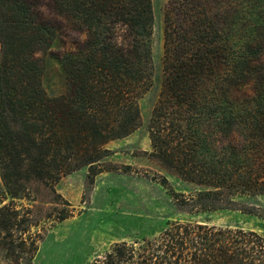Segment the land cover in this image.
I'll list each match as a JSON object with an SVG mask.
<instances>
[{
    "label": "trees",
    "instance_id": "obj_1",
    "mask_svg": "<svg viewBox=\"0 0 264 264\" xmlns=\"http://www.w3.org/2000/svg\"><path fill=\"white\" fill-rule=\"evenodd\" d=\"M219 1L170 0L164 17L165 89L150 121V157L202 190L187 196L165 177L153 181L190 213L264 195V61L226 54ZM153 25L152 0H0V264H32L44 239L47 229L33 233L32 210L17 203L29 199L31 182L64 205L49 217L51 229L81 214L56 192L63 177L87 167L92 188L102 173L138 172L100 162L111 155L109 143L140 126ZM56 39L70 88L51 98L43 56ZM246 85L253 101L231 103ZM95 264H264V237L172 222L157 237L114 244Z\"/></svg>",
    "mask_w": 264,
    "mask_h": 264
},
{
    "label": "rangeland",
    "instance_id": "obj_2",
    "mask_svg": "<svg viewBox=\"0 0 264 264\" xmlns=\"http://www.w3.org/2000/svg\"><path fill=\"white\" fill-rule=\"evenodd\" d=\"M169 1L152 0L154 25L150 47L153 77L139 99L140 126L129 137L109 143L107 148L111 155L100 162L105 169L132 166L138 172L104 173L92 188L88 186V168L63 177L55 186L56 192L81 214L51 229L53 218L49 217L56 215L64 205L46 186L31 182L29 199L17 203L32 210L33 221L39 225L33 228V233L47 229L32 264H95L114 244L157 237L172 222H198L219 228L242 229L264 237V195L237 197L239 205L234 209L190 213L189 209L179 207L167 190L153 181V178L161 181L165 177L176 192L187 196L202 190L184 182L150 157V121L165 89L164 17ZM219 4L222 6L220 19L228 18L222 34L226 54L237 59L246 54L250 57L261 54L264 61V0H221ZM46 5L44 11L48 15L51 6L48 2ZM248 43H251L250 47H247ZM60 48V39H56L43 56L42 85L51 98L67 94L70 88L68 75L56 58ZM237 68L249 69L246 65ZM237 78L246 80L241 74ZM253 98V86L246 85L236 98H230V102L246 105ZM21 264H27V260H22Z\"/></svg>",
    "mask_w": 264,
    "mask_h": 264
},
{
    "label": "crops",
    "instance_id": "obj_3",
    "mask_svg": "<svg viewBox=\"0 0 264 264\" xmlns=\"http://www.w3.org/2000/svg\"><path fill=\"white\" fill-rule=\"evenodd\" d=\"M84 168H87V167H84ZM83 169V168H82ZM81 170V169H80ZM102 174H104V173H102ZM102 174H100V175H102ZM100 175H98L97 177H96V181H95V184H96V182H98V179L100 178ZM94 184V185H95Z\"/></svg>",
    "mask_w": 264,
    "mask_h": 264
}]
</instances>
